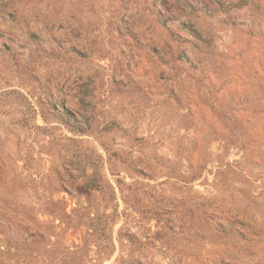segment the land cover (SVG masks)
<instances>
[{"label":"rangeland","instance_id":"1","mask_svg":"<svg viewBox=\"0 0 264 264\" xmlns=\"http://www.w3.org/2000/svg\"><path fill=\"white\" fill-rule=\"evenodd\" d=\"M0 264H264V0H0Z\"/></svg>","mask_w":264,"mask_h":264},{"label":"crops","instance_id":"2","mask_svg":"<svg viewBox=\"0 0 264 264\" xmlns=\"http://www.w3.org/2000/svg\"><path fill=\"white\" fill-rule=\"evenodd\" d=\"M143 8V6H141V4L139 5V9ZM140 13H133V15L131 16V23H135V29H137L136 32V37L138 40V43H136V47L138 49V51L140 50V48L142 46H150L151 45V41H156V37L154 36L153 33H151L152 31V27H151V19H147V20H142L140 19ZM142 16V15H141ZM141 18H145L144 16H142ZM130 23V22H129ZM145 36H148V43H145ZM146 44V45H144ZM134 45L132 44L131 47H133ZM197 55L200 54L199 52L196 53ZM149 68V67H148Z\"/></svg>","mask_w":264,"mask_h":264},{"label":"built area","instance_id":"3","mask_svg":"<svg viewBox=\"0 0 264 264\" xmlns=\"http://www.w3.org/2000/svg\"><path fill=\"white\" fill-rule=\"evenodd\" d=\"M222 5H230L234 0H218Z\"/></svg>","mask_w":264,"mask_h":264}]
</instances>
